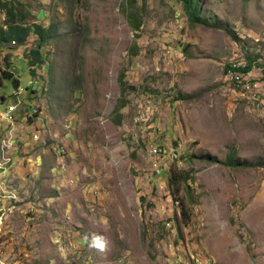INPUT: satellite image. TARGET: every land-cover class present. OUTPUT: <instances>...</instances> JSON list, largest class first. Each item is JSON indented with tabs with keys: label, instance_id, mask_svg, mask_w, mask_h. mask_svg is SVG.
Segmentation results:
<instances>
[{
	"label": "rangeland",
	"instance_id": "1",
	"mask_svg": "<svg viewBox=\"0 0 264 264\" xmlns=\"http://www.w3.org/2000/svg\"><path fill=\"white\" fill-rule=\"evenodd\" d=\"M128 1L17 4L56 33L34 68L45 92L34 120L0 119L11 160L0 163V264H264V106L223 81L244 51L264 78V0H195L193 21L179 0ZM5 19L0 7V29ZM34 38L0 49V68L16 63L23 87L29 66L16 58ZM137 86L151 106L134 103ZM11 88L4 79L0 111ZM152 144L179 146L156 154L177 157L157 179ZM229 155L237 166L224 164Z\"/></svg>",
	"mask_w": 264,
	"mask_h": 264
},
{
	"label": "clouds",
	"instance_id": "2",
	"mask_svg": "<svg viewBox=\"0 0 264 264\" xmlns=\"http://www.w3.org/2000/svg\"><path fill=\"white\" fill-rule=\"evenodd\" d=\"M20 13H23V12H20ZM24 15L25 14L23 13V17H24ZM23 17L20 21L17 22V24L24 26V27H30L31 28L29 33L27 34L26 38L24 40H20V41L10 39V40H7L6 42H4L3 44L0 45V49L3 47H6L8 45H11V43H15V42H17L16 43L17 45H23L27 41L29 36L32 35L33 37H35L34 41L29 46L28 50L24 51V53H23L24 57H22L20 55V56H18V58H16V60L25 58L27 63H28V66H29V67H26L27 72H29L28 73L29 78H28L26 85L24 87L22 86V83H21V77L20 78L15 77L14 69L16 68L15 67L16 63H15V65L12 64L11 68H9V69L0 68V88L3 87L4 79H10L11 84H12L11 95L13 96V100H10L9 103L0 111V117H1L0 119L3 120V122L7 123V125L11 128L13 127V125L15 123H17L19 121V119L23 120V121L26 120L27 122H30V121H33L34 120L33 118L36 116L37 110L33 106L34 100L26 103V102H23V98L30 91H35V90L40 91L42 93V95L45 94L43 89L40 87V84H37L38 80H35L33 78L34 77V68L37 67L38 65H44L45 64L44 61L46 62L47 59H49L50 53L48 52L47 49L44 50V47L46 46L49 39H52L56 33L55 30H53L52 28H49L48 26L46 27V26H42V25H39L37 23H32V22L29 23L28 19L23 20ZM34 24H37L41 28H44L43 32H47L50 29L48 36L43 37V43H41V46H39V47H37V44L39 41V35L36 34L34 31ZM5 31L6 30H4L0 33H3ZM46 39H48V40H46ZM54 48H56V47H54ZM159 49H160V46H159ZM180 56H181L180 60H183L184 56L182 54H180ZM177 65H178V62H177ZM156 66L159 67V69L156 71H159L161 69V67L158 63V57H157V65ZM167 69H172V68H167ZM137 94H140L138 92V86L134 90L133 98L136 97ZM42 95L39 98H41ZM140 95H142V94H140ZM147 96H150V95L148 94ZM135 99L136 98H134V103L136 104ZM3 101H5V97L0 94V102H3ZM156 108H157V103L153 107L148 108L149 112L147 114L148 115L147 120H149V115H152L154 113V111L156 110ZM18 110H21L20 115H16ZM134 116H135V114H134ZM134 116H133V118H134ZM143 117H144V115H143ZM144 123L137 122L135 125L141 126ZM35 131H37V130H34V132H31L30 134L29 133L26 134L24 132L22 134V137L20 139L19 144L24 145L27 142V139H30V140L37 139L38 138L37 132H35ZM151 147H156V148L160 147V148H162V151L168 149L169 147L165 148L164 144H161V145L152 144V145L146 147L144 150V153L147 156L146 161H147L148 166H149L148 172H149L151 177L157 179V178H160L163 167L165 165H167L163 162H165L167 160L176 159L177 157H173L171 159H168L166 157H161L160 155L150 156L149 148H151ZM172 147H176V146H172ZM61 150L62 149L60 148L59 151H61ZM0 154H1L0 163L4 162V163L9 164L11 162V160L3 159L4 157H9V156H7V154L3 150V148H0Z\"/></svg>",
	"mask_w": 264,
	"mask_h": 264
},
{
	"label": "trees",
	"instance_id": "3",
	"mask_svg": "<svg viewBox=\"0 0 264 264\" xmlns=\"http://www.w3.org/2000/svg\"><path fill=\"white\" fill-rule=\"evenodd\" d=\"M132 1L134 0H129V5H132ZM182 3V9L184 11V13L192 18L191 20H194V13H195V0H179ZM19 3V0H7L6 2H3L0 0V7L4 9L5 11V15H6V31L3 33H0V45L3 44L4 42H6L7 40H24L27 36V34L30 31V27H24L21 26L19 24H17L18 21H20L23 17V13L17 12L16 11V7L17 4ZM192 8V9H190ZM127 16V15H126ZM128 22L131 25V28L133 30H137L139 28V20H136L135 17H130L128 15ZM38 29V30H37ZM44 28H41L40 26H38L37 24H34V31L36 34L39 35V41L37 44V47L41 46V43H43V37H47L49 34L50 29L47 32H43ZM4 31V29H0V32ZM227 32L230 34V36L235 39L236 37L234 36V34H232V32L230 30H227ZM251 61L248 60V69L251 68ZM226 66V65H225ZM17 68V66H16ZM227 68V67H226ZM19 69V68H17ZM11 70V69H10ZM119 84L121 87V96L119 98V104L120 106L123 104L124 102V92L126 89V82L124 80V76L123 74L120 75L119 77ZM42 95V93L38 90L35 91H30L27 95H25V97L23 98V102H30L33 101L37 98H39ZM190 97V96H189ZM16 101V100H15ZM14 103V102H13ZM17 114L20 115L21 114V110L17 111ZM119 119H115L114 122L120 123V116H117ZM212 160L217 161L216 158H211ZM224 164H228V165H233V166H237L239 164V162L236 159L232 160V157L229 155L226 158V162H224ZM175 178V176H170L169 177V184L172 183L173 179ZM181 209V208H180ZM181 212L183 213V210L181 209Z\"/></svg>",
	"mask_w": 264,
	"mask_h": 264
},
{
	"label": "bare ground",
	"instance_id": "4",
	"mask_svg": "<svg viewBox=\"0 0 264 264\" xmlns=\"http://www.w3.org/2000/svg\"><path fill=\"white\" fill-rule=\"evenodd\" d=\"M171 48L172 47L169 46V45L166 46L165 44H161L159 50H163V51H165V54H167L169 52H172ZM245 53L246 52L244 51L242 54L235 55L226 64L227 69L224 72L225 74H224L223 81H224V84L226 85L227 90L230 91V92H240V91H242V89H240L237 85H235V82H233L231 80L232 76H234V68H239V69L242 70V82H249L250 76L254 75V71L252 70V65H251V68H249V69L247 67L249 59L246 58ZM169 57H171V54H170ZM169 60L170 59H168V62H171ZM256 72H257L256 73V81H264L263 73L261 74L258 71H256ZM255 90H256V92H255ZM244 92H245L247 98L249 100H251L252 102H255L256 105L264 106V85H258V82H251V84H245V91ZM151 97H153V96H145L144 97L143 95L137 94L136 97H134V98H136L135 99V102H137L136 105H139V106H141L140 108H143V107H149V106H151L153 104L152 102H150L151 101L150 100ZM133 119H135V118H133ZM137 122L144 123L145 121H142V119L140 118ZM169 148L172 149L171 146ZM178 151H179V148H177L176 151H172V155L173 156L176 155V153H178ZM158 152L159 153L161 152L160 148H156V151L152 155L157 156L156 154Z\"/></svg>",
	"mask_w": 264,
	"mask_h": 264
},
{
	"label": "built area",
	"instance_id": "5",
	"mask_svg": "<svg viewBox=\"0 0 264 264\" xmlns=\"http://www.w3.org/2000/svg\"><path fill=\"white\" fill-rule=\"evenodd\" d=\"M256 73L254 72V75L250 76L249 82H242V70L239 68H234V76H232L231 80L235 82V85H237L240 89L244 91H245V84H251V82H258V85H264V81H256ZM151 148H156V147H151ZM177 148H179V146L172 147V151H176ZM160 151H162V148H160ZM167 158L170 159V152H167Z\"/></svg>",
	"mask_w": 264,
	"mask_h": 264
},
{
	"label": "crops",
	"instance_id": "6",
	"mask_svg": "<svg viewBox=\"0 0 264 264\" xmlns=\"http://www.w3.org/2000/svg\"><path fill=\"white\" fill-rule=\"evenodd\" d=\"M190 59V58H189ZM257 69H260V68H257ZM187 133H189L188 131H187Z\"/></svg>",
	"mask_w": 264,
	"mask_h": 264
}]
</instances>
